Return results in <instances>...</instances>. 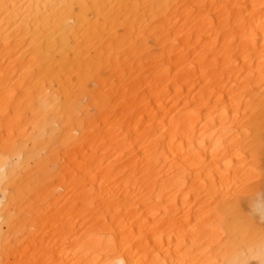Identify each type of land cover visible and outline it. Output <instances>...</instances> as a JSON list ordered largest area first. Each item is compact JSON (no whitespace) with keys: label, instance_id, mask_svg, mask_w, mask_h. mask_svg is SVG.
<instances>
[{"label":"bare ground","instance_id":"1","mask_svg":"<svg viewBox=\"0 0 264 264\" xmlns=\"http://www.w3.org/2000/svg\"><path fill=\"white\" fill-rule=\"evenodd\" d=\"M264 0H0V264H264Z\"/></svg>","mask_w":264,"mask_h":264},{"label":"rangeland","instance_id":"2","mask_svg":"<svg viewBox=\"0 0 264 264\" xmlns=\"http://www.w3.org/2000/svg\"><path fill=\"white\" fill-rule=\"evenodd\" d=\"M263 154H264V151H263ZM262 160H263V163H264V155H263V159Z\"/></svg>","mask_w":264,"mask_h":264}]
</instances>
